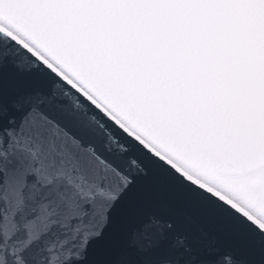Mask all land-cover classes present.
I'll use <instances>...</instances> for the list:
<instances>
[{
  "label": "snow or ice",
  "instance_id": "1",
  "mask_svg": "<svg viewBox=\"0 0 264 264\" xmlns=\"http://www.w3.org/2000/svg\"><path fill=\"white\" fill-rule=\"evenodd\" d=\"M0 264H264V0H0Z\"/></svg>",
  "mask_w": 264,
  "mask_h": 264
}]
</instances>
